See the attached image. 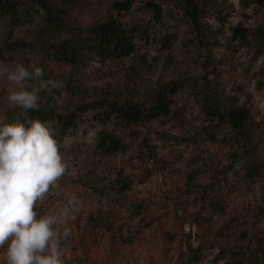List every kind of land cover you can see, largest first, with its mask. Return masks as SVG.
<instances>
[{
  "label": "rangeland",
  "instance_id": "obj_1",
  "mask_svg": "<svg viewBox=\"0 0 264 264\" xmlns=\"http://www.w3.org/2000/svg\"><path fill=\"white\" fill-rule=\"evenodd\" d=\"M148 1L162 6L159 21ZM179 1L136 0L123 20L145 24L146 31L138 33L135 51L122 59L101 58L85 49L77 62L65 63L54 58L51 45L67 39L74 24L86 27L106 19L114 13L115 0H78L67 8L68 32L56 36L46 33L42 12L32 9L9 38L31 47L0 51V64L38 66L44 70V79L65 84L62 91L41 93L44 104L64 114L77 110L82 102H92L79 114L74 128L65 131L56 122H47L60 142L68 173L36 211L51 214L68 197H79L83 210L69 221L71 237L88 240L84 249L64 247L63 264H103L105 255L110 257L109 264H185L180 241L190 240L197 246L203 242L199 236L204 230L188 221L182 230L178 225L173 230L166 207L184 191L189 194L184 196L189 197L191 214L199 209L193 199L201 190L224 195V209L203 216L206 226L216 228L235 216L259 231L258 240L264 237V51L257 44L259 29L264 28V0H197L202 8L200 28ZM26 2L36 8L32 0ZM10 21L0 17V43L5 42L6 30L13 29ZM195 80L217 84L226 97L248 108L256 132L253 142L240 141L231 125L205 115L189 85ZM174 82L183 85L171 93ZM10 89L6 79H0V112L10 106L5 100ZM159 89L172 96L173 113L129 129L126 151L102 153L98 149L101 134L105 130L118 134L121 127L116 118L102 122L99 115L104 108L95 104L111 100L147 108ZM56 96L63 101L59 106ZM123 179L130 180V188L120 184ZM180 214L186 216L183 210ZM182 231H191V239L182 237ZM169 233L178 234L175 244ZM117 234L122 241L116 243ZM232 255L220 254L210 245L198 264H235ZM3 256L0 250V264H4ZM251 257L256 258L253 264H264V253Z\"/></svg>",
  "mask_w": 264,
  "mask_h": 264
},
{
  "label": "trees",
  "instance_id": "obj_2",
  "mask_svg": "<svg viewBox=\"0 0 264 264\" xmlns=\"http://www.w3.org/2000/svg\"><path fill=\"white\" fill-rule=\"evenodd\" d=\"M30 1V0H29ZM78 0H32L35 7L30 8L26 0H0V17H10V24L13 25L12 30H6L3 43H0V51L6 49H24L31 47L29 43L12 39L14 29L17 28L22 20L30 17L32 9H38L44 16V23L46 24V33L56 36L61 31H67V24L65 17L68 13L67 8L72 7ZM259 2L260 0H251ZM60 3H62L60 5ZM146 4L151 8L154 14V19L159 21L163 14L162 6L155 1H148ZM136 5V0H115L113 4L114 13L110 14L106 19L94 22L86 27L80 25H73L70 28L69 37L67 39H59L52 42V50L54 51V58L65 63H75L79 60L81 54L86 50H90L98 54L101 58H115L122 59L128 57L135 51V38L138 33L146 31L145 24L140 23H125L123 15L133 10ZM180 7L188 15V17L200 28L202 8L197 0H180ZM258 45L264 51V28L259 29ZM5 45V46H4ZM4 47V48H3ZM183 85V82H174L171 93H176ZM193 89L192 93L200 102V107L207 117L211 120L223 121L231 125L238 134V139L244 142H253L255 140L256 132L251 128L249 110L245 106L235 103L233 98L226 97L218 88L217 84L211 85L209 80H203L189 84ZM166 90H158L155 95L152 105L146 107L137 106L133 103L119 104L115 101H98L95 104L97 108H104L99 119L107 123L109 120L116 118L120 120L118 134L113 131L105 130L98 142V149L104 154H115L127 150V144L124 142L126 133L129 129H136L138 125L151 124L159 117L170 116L173 106V98ZM92 103V102H91ZM91 103H80L77 110L68 113H61L52 106L44 104L41 98V108L39 110H29L26 115L20 108L8 106L5 110L0 112V120L5 122H20L24 123L26 127L30 126L29 120L40 119L47 123L50 121L56 122L59 127L65 131L74 128L80 117V113L88 110ZM108 105V106H107ZM108 107V108H106ZM108 109V110H106ZM176 114V113H175ZM175 114L173 117H175ZM116 121V120H115ZM116 123H118L116 121ZM125 131V135L123 132ZM147 144L144 137L142 139ZM125 189L130 188V180L123 179L120 181ZM185 187V186H184ZM184 195L189 196L186 191L180 194V197L171 198L167 205V213L171 218L173 230H176L177 225L183 229L185 222L191 225H197L202 228L203 234L199 238L203 241L197 246H194L190 240L183 244L180 241L182 249V260L185 264H198L202 258L203 251L210 245L217 247L220 254L231 253L235 259V264H253V255H261L264 253V242L261 240L264 237L257 239L255 236L259 231H253L251 227L245 226V222L238 217L229 216L227 221L220 226L213 228L203 221V216L212 214L216 210H223L225 204L224 195L220 193H206L201 190L196 193L193 199L199 209L194 213H189V201ZM41 208L38 205L35 210ZM180 210L186 213L183 217ZM165 213V211H164ZM242 226V228H241ZM176 227V228H175ZM218 227V228H217ZM182 237H192L191 231L186 233L181 232ZM175 244L179 240L178 234H171L167 236ZM115 242L122 241L120 234L114 236ZM263 242V244H262ZM88 243L85 236L80 240H73L70 236L66 242L62 244V248L72 245L74 249H84ZM76 251V250H75ZM109 255L104 256V263L109 264ZM256 261V258L254 259ZM67 263V261H66ZM103 263V264H104ZM71 264V263H67ZM87 264H92L88 262Z\"/></svg>",
  "mask_w": 264,
  "mask_h": 264
},
{
  "label": "clouds",
  "instance_id": "obj_3",
  "mask_svg": "<svg viewBox=\"0 0 264 264\" xmlns=\"http://www.w3.org/2000/svg\"><path fill=\"white\" fill-rule=\"evenodd\" d=\"M0 79L11 89L6 103L23 110L41 108V93L62 91L65 84L44 79L41 67L0 64ZM59 106V96L53 97ZM0 120V250L4 264H63L62 244L72 234L69 221L83 210L73 195L57 211L40 215L35 210L57 182L68 173L54 130L40 119Z\"/></svg>",
  "mask_w": 264,
  "mask_h": 264
}]
</instances>
